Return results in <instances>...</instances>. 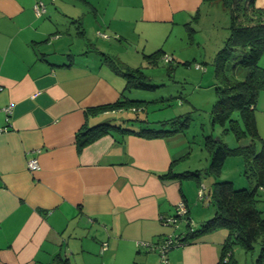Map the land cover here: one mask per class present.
<instances>
[{"label": "crops", "instance_id": "crops-1", "mask_svg": "<svg viewBox=\"0 0 264 264\" xmlns=\"http://www.w3.org/2000/svg\"><path fill=\"white\" fill-rule=\"evenodd\" d=\"M39 1L45 12L37 16ZM217 6L203 0H0V264H164L136 242L186 237L214 215L197 208L182 177H160L173 161L181 172L189 154L183 132L154 138L113 132L83 146L76 134L134 112L93 109L117 101L126 85L102 61L119 45L103 35L135 38L145 59L158 49L166 55L164 37L182 32L196 16L200 23V12ZM255 6L264 8V0ZM72 23L75 34L63 29ZM154 39L159 43L152 46ZM257 65L264 69V56ZM254 111L264 139V90ZM36 150L41 168L30 172L27 158ZM179 202L191 226L186 219L177 226L162 222ZM226 236L225 229L198 234L172 247L167 264H218Z\"/></svg>", "mask_w": 264, "mask_h": 264}, {"label": "trees", "instance_id": "trees-1", "mask_svg": "<svg viewBox=\"0 0 264 264\" xmlns=\"http://www.w3.org/2000/svg\"><path fill=\"white\" fill-rule=\"evenodd\" d=\"M206 3L219 2L229 14V33L223 47L214 57L216 81L214 83L217 98L211 113L212 124L224 127V131L232 132L236 138L248 137L247 144L230 148L225 143L214 142L208 138L210 163L207 173L219 177L226 158L241 155L245 160V176L250 185L235 189L230 181H216L211 193L214 215L202 223L201 227L183 236L181 243L198 234L225 229L227 236L221 247V257L218 264H236L233 248L239 246L245 253L258 249L254 264H264V214L257 208L264 201V139L259 135L255 105L259 92L264 90V69L257 65L264 56V8L255 6V0H203ZM190 31L191 26L185 25ZM236 56L233 57V54ZM162 49L151 53L147 58H162ZM234 58L230 64V74L224 65ZM102 61L117 71L126 80V88L153 90L158 85L153 84L140 68L118 65L113 58L102 54ZM239 72V73H238ZM125 89L117 101L111 104L94 107L98 110H132L137 113L142 100L129 99ZM133 111V110H132ZM112 120V119H111ZM107 120L92 127H86L77 132L76 140L79 146L90 143L104 134L119 132L120 136L136 134L147 138L169 136L182 133L180 127L172 126L179 121L178 117L159 121L160 125L169 124V129L154 128L147 125L148 121L140 118H126L122 122ZM175 161L167 173L161 178H178L198 176L197 171H174ZM189 226V224H188ZM64 262V261H63Z\"/></svg>", "mask_w": 264, "mask_h": 264}, {"label": "rangeland", "instance_id": "rangeland-1", "mask_svg": "<svg viewBox=\"0 0 264 264\" xmlns=\"http://www.w3.org/2000/svg\"><path fill=\"white\" fill-rule=\"evenodd\" d=\"M197 19L196 16L193 24H189L192 31L188 28L180 30L182 32L175 29L167 39L164 37L162 39L164 44L160 45L163 46L166 55L153 59L152 62H149L152 60L151 58L142 57L140 46H137L134 37L133 40L131 37L126 41L115 38L106 32L105 36L106 39L108 37L109 42L119 44L113 48V54H110L118 65L136 66L137 64L141 67L144 75L153 84L158 85L153 90L126 88L125 91L132 96L131 98L143 102L137 113L128 111L129 113L125 115L128 117L123 118L145 119L148 121L149 127L163 129H169L171 125H160L159 121L175 117H178L179 121L183 120V124L176 122L172 125L182 129L189 144V154L180 161L177 170L197 171L198 176L182 177L186 193L192 199H195L196 195L197 208L214 210L211 193L216 181H230L235 189L246 188L250 183L244 173L245 160L241 155L226 158L219 177L206 172L210 163L207 148L208 138L214 142L221 140L230 148L247 144L249 138L243 137L238 140L234 133L224 131V127L211 122V113L217 98L213 60L228 36L229 14L218 2L216 8L212 7L211 10L205 8L200 12V23L195 21ZM75 25V23H72L71 26L67 24L63 29L65 31L70 27V30L75 34L77 29ZM158 43L159 40H152V46ZM136 52L139 53V58L135 54ZM235 56L236 53L233 54V57ZM233 57L226 61L224 65L226 68L229 69L230 64L234 62ZM227 73H231L230 69L227 70ZM112 120L122 122L121 118L114 119L113 117ZM200 187H203V200L198 196ZM257 208L264 214V201L259 202ZM194 218L196 222L201 220ZM257 254V248L251 253H245L239 246L233 248L236 264H254Z\"/></svg>", "mask_w": 264, "mask_h": 264}, {"label": "built area", "instance_id": "built-area-1", "mask_svg": "<svg viewBox=\"0 0 264 264\" xmlns=\"http://www.w3.org/2000/svg\"><path fill=\"white\" fill-rule=\"evenodd\" d=\"M34 10H35V14L37 16H40L45 12V6L41 1H39L35 4ZM99 35L102 36V34H99ZM103 36L106 38L105 35H103ZM164 59L166 60V58H164ZM4 110L8 116L10 113V107L4 108ZM132 110L134 111L135 109L132 108ZM7 120H8V117H7ZM3 129L4 128H0V130H3ZM38 152H39V150L34 151L27 158V169L30 172L39 171L41 168L40 164H39L38 156H37ZM203 187H200L198 190V196L201 200L203 199V195H204V193L202 192ZM187 214H188V210H187L185 203L179 202L176 205L175 214L171 217L163 218L162 222L166 225L177 226L179 220L186 219L187 224H189V226H191L192 221L190 220V218L187 217ZM181 238L182 237L178 236V235L165 236V237H163L157 241H154V242H140L139 241V242H136V244L137 245H143V246L147 247V249H149V250L156 251L158 253V255L160 256L161 261L164 264H167V262H168V258H167L168 251L174 246L181 245L182 244L181 240H180Z\"/></svg>", "mask_w": 264, "mask_h": 264}]
</instances>
